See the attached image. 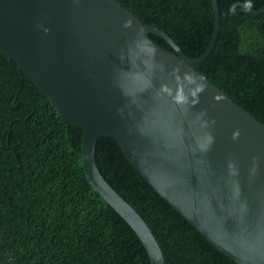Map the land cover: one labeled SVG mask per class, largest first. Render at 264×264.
I'll return each mask as SVG.
<instances>
[{
	"label": "water",
	"instance_id": "95a60500",
	"mask_svg": "<svg viewBox=\"0 0 264 264\" xmlns=\"http://www.w3.org/2000/svg\"><path fill=\"white\" fill-rule=\"evenodd\" d=\"M212 5L209 44L190 57L117 0H0V51L82 129L85 178L135 231L150 264H166L163 252L143 217L100 173V136L114 138L146 182L221 252L237 264H264V124L193 67L219 32L217 0ZM263 11L264 4L248 13ZM186 71L206 86L194 105L191 96L179 104L160 91L167 86L175 96ZM209 134L213 141L204 148Z\"/></svg>",
	"mask_w": 264,
	"mask_h": 264
},
{
	"label": "trees",
	"instance_id": "16d2710c",
	"mask_svg": "<svg viewBox=\"0 0 264 264\" xmlns=\"http://www.w3.org/2000/svg\"><path fill=\"white\" fill-rule=\"evenodd\" d=\"M117 1L142 24L164 30L188 56L206 50L212 0ZM243 2L217 0L215 44L193 67L264 124V11L229 14ZM251 3L257 9L264 0ZM81 135L0 51V264H150L135 231L85 178ZM95 162L146 221L166 264H237L146 182L114 138L97 139Z\"/></svg>",
	"mask_w": 264,
	"mask_h": 264
},
{
	"label": "clouds",
	"instance_id": "9594fccd",
	"mask_svg": "<svg viewBox=\"0 0 264 264\" xmlns=\"http://www.w3.org/2000/svg\"><path fill=\"white\" fill-rule=\"evenodd\" d=\"M237 8H240L242 11L245 12H250V10L253 8V5L251 3V0H244V2L242 4H232L228 11L230 15H236L237 13ZM133 21L131 19H127L124 22V27L125 28H130L132 27ZM42 27V26H41ZM43 31L45 33L49 32L50 29L48 28H43ZM153 51V56H155L156 54V49H152ZM153 67V65H151V68ZM173 74L176 78L177 81L181 80V75H180V68L179 66H177L176 68L173 69ZM182 79L184 81V85L180 87L179 91L177 92V94L175 96H173V92L172 89H170L167 86H162L160 91L162 93H166L169 96H172V98L175 100L176 103L179 104H188L189 103V96L192 97L191 99V103L194 105L196 103L199 102V93L203 92L205 89V85L202 83H197V78L195 77V75L191 72H184L182 75ZM148 84H150V81L148 82ZM194 86V87H192ZM187 88V93L188 95L184 94V88ZM203 115V113L201 114ZM214 123V121H213ZM204 126H207V122H205ZM240 135V131L239 129H237L234 133H233V139H238ZM208 143L205 146H202L204 148H206L208 145H210L213 141V137L209 134L207 137ZM229 168L234 170V165L233 164H229ZM253 171H255V168L253 169Z\"/></svg>",
	"mask_w": 264,
	"mask_h": 264
}]
</instances>
